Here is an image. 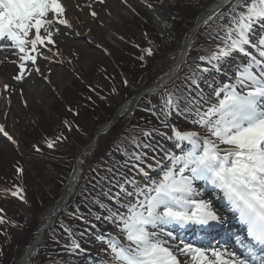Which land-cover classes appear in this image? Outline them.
<instances>
[{"label": "snow or ice", "instance_id": "1", "mask_svg": "<svg viewBox=\"0 0 264 264\" xmlns=\"http://www.w3.org/2000/svg\"><path fill=\"white\" fill-rule=\"evenodd\" d=\"M49 10L63 11L57 0H0V41L5 37L11 41L22 53L21 61L36 62L35 55L27 54L28 43L32 52L45 40L52 43L50 32L46 37L40 35L41 27L52 23L42 19ZM214 18L219 21L213 36L218 43L209 55L199 57L201 63L196 66L192 83L196 84L198 74L220 71L221 64L233 53L246 56L247 63L238 66L230 83L217 89V104L196 112L198 119L193 123L206 128L214 140L201 141L197 133L174 129L176 140L189 142L191 148L170 157L171 167L160 180L140 187L134 179H126L115 185L117 192L108 194L117 205L122 198L135 197L134 202L120 205L124 212L119 208L115 212L109 210V215L103 218L116 224L128 242L121 244L115 238L109 239L115 264H181L178 256L190 257L194 264H264V36L253 39L257 27L264 30V0H231L227 13H212L205 25ZM57 22L70 27L67 20ZM31 29L35 35L29 41ZM20 70H24L23 63ZM176 107V101L169 96L163 110L167 114ZM216 141L229 147L222 150ZM48 147L53 144L49 142ZM132 156L143 163L139 153ZM147 167L151 169L152 165ZM136 168L149 178L139 164ZM196 181L219 189L229 209L238 214L240 223L246 227L248 242L235 238V246L242 250L243 258L235 250H220L203 241L197 245L181 239L180 247L161 239L165 235L176 239L172 231L165 232V226L206 228L220 222L211 204L196 198L200 195L193 187ZM125 185H131L132 191ZM256 245L260 246L259 253ZM75 246L79 248L78 244Z\"/></svg>", "mask_w": 264, "mask_h": 264}, {"label": "rangeland", "instance_id": "2", "mask_svg": "<svg viewBox=\"0 0 264 264\" xmlns=\"http://www.w3.org/2000/svg\"><path fill=\"white\" fill-rule=\"evenodd\" d=\"M144 1H148V3L157 8L156 13L160 22L159 25L155 24L153 20L154 15L152 12L148 11L147 8L142 4ZM144 1H65V7H63L62 15L59 17V19L67 20L70 27L62 24L54 26L52 30L49 31L51 33L52 43H48L47 40H45L40 55L36 57V62L31 65L29 70L26 69V75L18 79L14 88L7 89L5 88L6 84L3 85L4 92L7 93L10 91L11 102L9 110L6 109L4 116L5 130H7L8 134L5 135L4 131L0 132V162L2 161L0 163V172L4 171L6 162L16 163V161L20 160L22 157L26 159L29 158L30 152H26V150L23 149V143L21 139L23 136H26L27 132L35 131L37 128L40 129V127H44V122L50 121V117L53 115L54 105L61 106L62 108H66L68 105L72 106L70 109L71 112H73L74 109L78 110V105L82 102L79 91L82 88H85V82L96 83L100 79L98 73L96 76L94 72H97L98 70H107L109 72L115 73L116 69L112 66V60H116L118 62L122 61V64L120 65L126 66L128 59L132 58L133 56H137L138 51L134 41H130V44L127 45H124L123 41L125 37L128 38L129 36L131 40L140 39L141 42L146 41V38H144L141 31L138 30L139 27L136 26L141 20L148 18V20L151 22V27L153 28L156 36L152 38V41L154 43L155 38H157L159 41L158 45L156 46L157 49L161 47L162 43L166 44V48L159 50L160 52L157 54V56L154 57V59L151 60L148 63V66H146L144 69L133 70L130 68V70L133 72H131V74L128 76L125 75L121 78H114L116 75L112 73L110 78L114 80L116 85H128L127 87H130V89L134 88V90H138V88L141 89L149 85L150 82L156 81L157 78L166 73L176 57L175 50L178 52L181 44L180 36L175 34L171 23L172 18L176 17L175 11L167 0ZM191 1H193L192 5L188 9L186 15H181L185 16V20L183 19L178 24V26H180L178 29L180 35H182V33L187 29L185 27L193 23L196 16L199 15V13L214 0ZM228 10L229 7L221 13H227ZM92 13H95L96 15L93 16ZM216 22L218 26L219 21ZM217 26L212 33L215 34ZM146 31L148 34L150 28L147 27ZM49 32L42 33L41 36L46 37ZM209 32L210 30L208 33ZM255 32L262 33V29L257 27ZM253 39L256 38L253 37ZM204 41L205 37L204 39L200 38L199 44L203 43ZM217 43L218 41H214L213 38L211 39L210 44L213 45V48L216 47L215 44ZM106 49L110 51V56L105 52ZM163 53H165L164 56ZM237 58L238 60L236 61L233 59L231 64L226 63V65H224L225 68L237 70L239 65L245 64V62H247V57L245 56L238 55ZM37 69H39V71H37ZM186 71L190 70L188 69ZM231 76L232 79L235 78V74H232ZM226 83H230V78H226ZM103 86L106 87V84ZM89 89V98L97 97L100 100V97L94 90V87L91 86ZM123 90L126 91V88L123 87ZM103 94L101 95L103 96ZM73 95L76 98L75 104H72L71 100L74 98ZM64 96H67V101H63L64 99L62 97ZM116 97H118V100L121 97V94L117 93ZM124 98L126 97H123V99ZM147 104L148 101L146 99H142L139 102L135 101L130 106L126 107L122 114H119L117 117H115L113 123L103 132L105 134H100L92 148L83 156L81 161V169L85 166H88V164L94 159L93 157L96 152H101V144L108 138V136H110L111 132L119 125H126L129 122H126L127 120H130L131 123L127 125L128 128L123 130V135L131 136L135 132L140 133L142 131L141 124H145L146 118L140 114L139 116L134 117L133 114L136 113V110L138 113H142L143 111L141 110V107H146ZM96 106L99 107L98 112L89 111L90 113L85 119L80 117L83 121L81 123V127L84 129V131L81 132L82 137L79 138L74 144L70 154H73L76 150L77 152L75 155H78L84 146L89 143L96 128L104 125L107 122V119L112 117V106H109L103 101H99ZM164 107L165 106L163 105L155 108L156 116L161 121L167 120V116L169 114V112L165 114L163 110ZM200 131L208 133L207 129L204 127H200ZM9 137H11V139H9ZM173 145L174 147H172L169 153H167L166 161H168L171 156H179L183 152L177 149L178 147L175 145V143ZM20 154L22 155L19 157ZM96 161L97 163L93 167H87L84 175L86 176L91 170L95 174V178L92 180H102L107 174V172H105L103 169V162L114 161L113 150H110L107 153L103 152ZM155 166L153 165L151 169H147V171H145L148 173L149 178H145L143 175L136 178V182L140 187L151 184V178L154 177V175L165 172L161 166ZM158 168L161 170H157ZM42 177L43 179L46 178L44 171ZM123 199L126 202L125 204H129L130 202H134L135 197L133 196ZM38 201L36 202L34 200L33 203L37 204ZM43 207L44 206L41 205V208ZM25 210L27 209L25 208L24 211ZM41 214L42 215L39 216V221L42 224L48 218L49 209L46 208L42 210ZM29 216L26 222L31 224L32 218H29ZM14 234L17 235V230L16 232L14 231ZM2 240H4V238L1 235L0 264H6V261H14V257L12 256L16 252L14 248V250H6V253H4V250H1ZM6 258L10 259L7 260ZM14 263H16V261ZM16 264H19V261Z\"/></svg>", "mask_w": 264, "mask_h": 264}, {"label": "trees", "instance_id": "3", "mask_svg": "<svg viewBox=\"0 0 264 264\" xmlns=\"http://www.w3.org/2000/svg\"><path fill=\"white\" fill-rule=\"evenodd\" d=\"M171 2L178 15L177 18L172 20V24L176 34L179 35L178 29L180 26L178 24L183 19L185 20V16L181 15H186L193 1L177 0L174 2L171 0ZM141 26L143 24L139 25V27ZM146 27L147 24H145ZM151 37L154 38L155 36ZM133 40L138 41L139 39ZM140 42H138L139 47L141 46ZM162 47L164 49L166 45L163 44L159 49L151 47L150 55L149 52L143 53V55H141V51L138 52L136 57L133 56L128 59L126 66L120 65L122 61H117L116 76L114 78L128 76L133 72L130 68L133 70L144 69ZM195 48H198L197 42ZM94 73L96 76L98 73L100 79L96 83L85 82V88L79 91L82 100L81 104L78 105L79 109H74V113H72L70 112L72 106L62 108L61 106L54 105L50 121L44 122V127L27 132L26 136L22 137L24 150L30 152L29 158L22 157L16 163L6 162L4 171L0 172V236L2 235L4 238L1 249L4 250V253H6V250H14V248L16 252L18 247L20 251L23 246L28 244L32 233L36 230L37 222L35 220L38 211L41 209V205H47L49 202V205H51L56 200L58 191L67 179L74 155L77 152L75 150L73 154H70V151L78 139L82 137L81 132L84 131L81 127V123L83 122L81 118L85 119L90 112H98L99 107L96 105L99 101L112 106V114L123 97L129 96L134 91V88L130 89V87H127L128 85H116L114 80L110 78L111 73L109 74L102 70ZM104 84H106V87L103 86ZM91 86L94 87L100 100L97 97L89 98V88ZM123 87L126 88V91L123 90ZM117 93L121 94L118 100V97H116ZM73 97L71 99L72 104H75L76 98L74 95ZM148 97L151 103L156 101L155 98L153 99V96ZM66 99L67 96L64 101H67ZM125 126L119 125L113 130L110 136L101 144V152L98 153V151V154L96 153L95 155V159L97 160L103 152L107 153L113 150L115 160L103 162V169L107 174L102 180H92L95 178V174L91 170L86 176L84 173L82 174L74 196L60 213L54 226L46 232L45 241L34 259L35 264H77L70 251H72L77 242L85 239L83 230L84 218L89 215L90 211L92 218L96 219L101 213L102 205L107 202L108 194L113 192L115 185L120 184L118 182L110 186L109 183L111 176L116 179V175L123 165L121 163L117 165L115 162L120 160V156L124 157L123 163L128 156L132 158V153H136L137 148L138 151H142L144 149L149 150L152 147L148 139L144 140L145 132H135L131 136H124L122 129ZM119 128L121 129L119 130ZM134 139L136 143H133ZM49 142L53 144V147H48ZM96 160L91 162L90 167H93L97 163ZM17 169L21 171L17 172ZM43 171L45 172V179L42 177ZM13 192H17V195H12ZM34 200L36 202L39 201L37 204H34ZM25 208L27 210L24 211ZM28 216L32 218L31 224L26 222ZM90 221L91 219H87L86 222ZM16 230L17 235L14 234ZM14 254L12 257H16V253ZM6 264H12V261H6Z\"/></svg>", "mask_w": 264, "mask_h": 264}, {"label": "bare ground", "instance_id": "4", "mask_svg": "<svg viewBox=\"0 0 264 264\" xmlns=\"http://www.w3.org/2000/svg\"><path fill=\"white\" fill-rule=\"evenodd\" d=\"M224 1H226V0H217V1L213 2L204 11L206 12V14H208L211 11H213V9L216 8L217 5L222 4ZM146 8L148 11L152 12V14L154 15L153 20H154L155 24L159 25L160 22L158 20L157 13H156L157 8H155L153 5H151L149 3L147 4ZM195 30H193V31H195ZM188 40H190L189 36L183 40L181 50L177 53L174 62L172 63L170 68L166 71V73H164L159 78V80L156 81L157 83L153 88H155L156 86H161L164 83H166L178 71L182 61L184 60L183 59L184 56H186L187 52H185V51L189 47L190 41H188ZM11 47L14 48L15 46L11 45ZM11 59H14V56L11 54V52H7L6 50H0V126H4V116L6 113V109L9 110L10 102H11L10 91L8 90L9 92H7V93L4 92L3 85L6 84L7 89L14 88L16 82L18 81V79L16 77L21 75V70L17 69V67L15 66V64H13ZM94 143H95V140L89 142V144L82 150L81 154L77 157V159L75 161L74 168L70 172L67 184L63 188L61 196H60L59 203H61V205H63L66 202V200L70 197V194L74 190V187L76 186L78 179H79L80 165H81L82 158L85 155V153H87L92 148ZM57 211H58V207L54 206L53 209L50 210L48 218L43 223L47 222L48 219L53 218L54 215L57 213ZM39 232H40V230L38 229L37 232L34 234L36 236H35L34 240L31 242L32 244L30 243L32 246L29 244L31 247L28 245L29 247L24 250V252L21 256V259L19 261V264H27L28 263L30 252L32 250H35L34 247L39 242V236H40ZM182 261H183V259H182ZM188 264H194V262L192 260L188 259Z\"/></svg>", "mask_w": 264, "mask_h": 264}]
</instances>
